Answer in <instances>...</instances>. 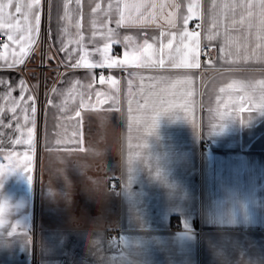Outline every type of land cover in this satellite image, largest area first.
I'll return each mask as SVG.
<instances>
[{"label":"crops","instance_id":"obj_1","mask_svg":"<svg viewBox=\"0 0 264 264\" xmlns=\"http://www.w3.org/2000/svg\"><path fill=\"white\" fill-rule=\"evenodd\" d=\"M30 2L0 0V264H264L260 0H40L38 36Z\"/></svg>","mask_w":264,"mask_h":264},{"label":"snow or ice","instance_id":"obj_2","mask_svg":"<svg viewBox=\"0 0 264 264\" xmlns=\"http://www.w3.org/2000/svg\"><path fill=\"white\" fill-rule=\"evenodd\" d=\"M77 5L80 4V0H76ZM40 6V0H31L30 3H27L25 5L27 12L25 14V20L28 21L29 17H34V24L32 23H27L26 28H27V32L29 33V35H31V33L33 31H35L36 35H39V30H40V15L38 11H34V9H38ZM147 5L143 4V3H136V4H124L123 8H119V6L117 7V10L119 12V19L116 21L117 27L119 28L122 25L128 24V25H135L137 23H142L144 20V17H140V19H137L138 16H140V12L141 9L146 7ZM4 7H6V5H0V10H2ZM151 7L155 8V5H151ZM257 7L259 8L260 11V16L262 18L261 22L262 24H264V0H260L259 4L257 5ZM194 5H189L188 11L190 13V15L186 16L184 18V23L187 24L188 20H190L192 18V15L195 14L194 12ZM100 9V4H97L96 7L93 9V14H95L98 10ZM112 9V4L110 3L108 6V11L110 12ZM20 7L18 6L16 11L20 12ZM108 12L105 13V15H107ZM62 20L66 21L68 24L71 23V12L69 10V0H65L64 3V15L61 18ZM93 27L96 26L97 24V20L94 17L93 20L91 21ZM0 26H3L2 22H0ZM106 26V25H105ZM75 27L77 28V30H79L80 28V24L79 21H77V23L75 24ZM63 33L65 35H68V27L65 26L62 29ZM77 34L79 35V32H77ZM184 35H187L193 39H195L196 34L195 33H188L187 31H185ZM107 36L109 38V42L110 43H118L119 40L117 39L118 37V33L111 28L107 29ZM23 39V37H21ZM9 39L12 40L13 37L10 35ZM132 38L131 37H125L124 40L130 41ZM83 40V36L79 37V40H77L76 42L79 43L80 41ZM35 42L34 40L30 39V43ZM148 47H151V45H149ZM63 50V49H62ZM21 53L22 55H27V51L25 49H21ZM108 53V45H105V48L103 50V55L105 57V61L107 63L108 67H112L113 64L117 63V61L112 60V58L110 56L107 55ZM83 59V58H82ZM110 61V62H109ZM23 60L22 59H17L15 60L13 63H10L7 65V67L12 68L14 67L16 64L22 63ZM142 63V62H141ZM161 64H163V61H160ZM76 67L80 66L79 62L77 63V65H74ZM85 67H96L97 65L95 64H88L87 62L84 63ZM183 66H187V67H191V66H195L193 64H189L187 63V61L184 62ZM21 84H23V81L20 82ZM33 112H35V108H33ZM243 122V121H241ZM30 163V161H29ZM22 171L27 175L29 182H32V177L30 175H28V173L31 172V169L27 166L24 165ZM0 177H3V175H0ZM3 212V206L0 205V213Z\"/></svg>","mask_w":264,"mask_h":264},{"label":"built area","instance_id":"obj_3","mask_svg":"<svg viewBox=\"0 0 264 264\" xmlns=\"http://www.w3.org/2000/svg\"><path fill=\"white\" fill-rule=\"evenodd\" d=\"M48 38V28L46 23V17H43L42 24H41V32H40V40L46 41ZM8 41L5 34H0V47H2L4 44H6ZM218 52V48L215 46H206L203 45L200 50V57L202 61H208L215 57L216 53ZM41 69H45L42 67ZM60 70L62 71L63 68L60 67ZM110 77V74L107 70H102L100 73H98V78L107 81ZM41 110V109H40ZM116 239L120 240V235H116Z\"/></svg>","mask_w":264,"mask_h":264}]
</instances>
